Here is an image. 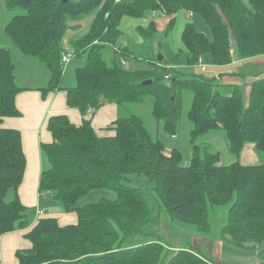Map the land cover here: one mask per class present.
Wrapping results in <instances>:
<instances>
[{
    "label": "trees",
    "instance_id": "16d2710c",
    "mask_svg": "<svg viewBox=\"0 0 264 264\" xmlns=\"http://www.w3.org/2000/svg\"><path fill=\"white\" fill-rule=\"evenodd\" d=\"M8 10L23 9L5 24L4 34L23 56L41 64L48 72L43 93L62 90L65 103L82 115L76 124L63 113L50 114L45 129L50 140L40 143V196L60 202L64 211L74 212L76 222L60 224L56 217L37 214L30 226L27 209L18 195L26 158L18 129L4 127L3 119L18 117L16 95L29 89L17 83L16 63L8 49L0 47V236L23 230L29 246L15 250V264H214L193 246L171 250L156 239L122 247L130 236L147 235L162 211L170 221L192 226L201 235L211 232L210 209L229 204L220 234L237 248L257 246L264 240V163H220L218 152L196 145L204 133L222 130L228 151L238 156L247 142L264 156V74H252L247 104L237 84L223 94L202 76H172L154 55L135 58L146 67L128 70L103 55L107 45L115 52L132 56L128 44L119 39L123 17L143 18L178 10L200 15L212 38L187 22L181 32L187 66L201 63L205 53L214 65H228L234 54L240 59L264 55V0H5ZM93 12L87 32L72 42L73 56L84 63L74 70V85L63 87L61 57L68 19ZM137 34L150 39L157 32L150 20L137 25ZM29 61V60H28ZM170 80V84L165 82ZM150 80L149 84H142ZM190 89L192 101L187 116L191 123V155L183 161L178 148L152 136L143 119L135 114L116 117L95 129L87 111L104 103L121 105L153 97L151 112L162 129L174 137L182 108V90ZM144 177L153 184L159 205L154 207L141 187L125 182L126 175ZM115 193L81 207L79 197L94 189ZM9 191L14 197L7 199ZM226 236L228 238H226Z\"/></svg>",
    "mask_w": 264,
    "mask_h": 264
},
{
    "label": "rangeland",
    "instance_id": "374dc122",
    "mask_svg": "<svg viewBox=\"0 0 264 264\" xmlns=\"http://www.w3.org/2000/svg\"><path fill=\"white\" fill-rule=\"evenodd\" d=\"M23 9L8 10L5 6V0H0V47L8 49L16 63L15 75L17 83L21 86L42 88L46 85L48 79L47 70L33 59L23 56L16 50L13 43L4 34V26L10 17L14 14L23 13ZM93 18V12L84 14L77 18L68 19V28L64 33L62 45L65 52H73L72 42L77 38L84 35L89 29V25ZM171 16L162 12H156L154 15L147 14L143 18L124 17L120 23L123 30L120 42L125 41L130 46L133 55L122 56L123 59L116 54L115 49L111 45H107L103 50V55L108 63L113 60L120 62L124 68L134 70L137 68L146 67V63L138 57L139 55H154L162 57V64L169 68L172 76L178 78L190 77H204L212 79L215 88L223 94H229V87L223 85L224 82L237 84L243 97L244 105L247 104L248 98V82L245 75H227L229 79L223 81L215 77L217 72L224 73V70L237 69L238 63H233L232 66L225 67L224 65L217 66L211 61L210 55L205 53L201 58V63L195 66H187L186 50L181 41V32L187 22H191L194 28L203 33L207 38H212V32L206 21L198 14H190L185 10H178L173 15V21L170 22ZM153 20L156 24L157 32L150 39H142L136 32V25H147ZM233 56V60L237 59ZM30 61V67L25 68L26 62ZM84 63L83 58L72 57L69 61V67L65 71L62 86L69 87L74 85V70ZM204 69H202V66ZM238 73V72H237ZM211 75V76H210ZM231 79V80H230ZM167 84L170 80L165 79ZM182 108L178 121L177 133L171 137L162 129V123L157 122L151 112V105L153 97L147 95L140 102L124 103L116 106V116H127L135 114L140 116L147 129L153 137L158 138L165 144L166 152L172 148H178L183 157V161L187 162L191 155V143L189 141V133L191 130V123L188 119L187 113L192 101V92L190 89L182 90ZM196 145L205 146L212 152H218L220 155V163L228 164L232 161H239L247 165H256L264 163V156L252 143L247 142L244 144L238 156L233 155L228 151L227 141L222 130L216 132H208L199 136L194 142ZM46 165V161L41 158V166ZM35 164L29 162L28 169L34 172ZM125 182L132 186L141 187L146 193L148 199L154 207L159 203L153 194V184L147 181L144 177H139L133 174H127ZM14 197V192L9 191L7 199ZM115 193L107 189H94L87 194L82 195L76 202L77 207L84 206L96 202L101 198L113 199ZM41 198V199H40ZM40 199L39 208H44L47 215L55 216L63 214H75L73 212L64 211L60 202L55 199H48L47 197L38 194ZM229 204L222 206H214L210 209L209 221L211 224V232L208 235H201L195 231L192 226L181 223L179 221H170L165 213L162 211L157 223H154L146 230L147 235L130 236L122 241V247H132L139 244L147 243L156 239H160L171 246V250L166 256L164 263L168 261L174 249L181 246H193L195 250L210 259L214 264H264V240L254 249L242 250L231 245L227 240L221 237L220 230L225 223L227 209ZM28 219L31 220L37 211L35 206H27ZM55 214V215H54ZM75 216V215H74ZM58 220V218H57ZM76 221L73 220L72 222ZM226 238H228L226 236ZM221 242L220 251L218 250L219 243ZM220 252V253H219ZM1 253V252H0ZM13 255L12 252H10ZM1 264V262H0Z\"/></svg>",
    "mask_w": 264,
    "mask_h": 264
},
{
    "label": "crops",
    "instance_id": "0c3cea01",
    "mask_svg": "<svg viewBox=\"0 0 264 264\" xmlns=\"http://www.w3.org/2000/svg\"><path fill=\"white\" fill-rule=\"evenodd\" d=\"M120 29H121V25H120ZM29 63L30 61L26 62L25 68L30 67ZM233 63H238L239 67L237 69L227 68L224 70V73L217 72V75L215 77H217L218 79H222L223 81H226L227 79H229L227 76L228 74L229 76L233 74L235 75L247 74L243 78H246L249 86V82L251 80L252 74H256V73L264 74V55L249 59H243V60L237 58L235 60H232L230 64L224 66L229 67L232 66ZM68 67L69 64L64 69L63 71L64 74L65 71H67ZM202 69H204L203 66ZM224 84L226 83L224 82ZM27 87L29 89H26L18 93L15 99L16 107L20 111L21 115L18 117L4 118L2 125L4 127L18 129L22 137V148L26 158V166H25L23 180L18 188L19 198L24 205L26 206L34 205L35 208H37V210H40L41 208L38 207V204H40V199H41L40 198L38 200V194H39L38 179L41 169L40 143L50 140V136L45 129L46 119L50 114L63 113L68 116L70 121L78 124L82 120V115L77 108H70L66 105L64 91L55 90V91H47L46 93H43L42 90L44 89L45 86H43L42 88L29 87V86ZM87 116L91 119L92 126L95 129L102 128L108 125L117 117L116 105L112 103H104L97 110H92V109L88 110ZM29 162L30 163L33 162V164H35L34 172L28 169ZM42 210H44V208H42ZM43 212H45V210ZM37 213L38 212H35V215L29 221V223L31 224L30 226L35 224ZM42 213H40V215ZM74 215L70 213L68 214L65 213L61 216L59 214L58 215L56 214L55 216H57L58 222L60 224H71L76 222V221L72 222L73 220L76 219V214ZM218 243H219L218 250L220 251L221 242ZM28 246H29V242L24 237L23 230H16L2 234L0 236L1 264H15L16 263V258L14 255L15 250L19 248H25ZM255 247L256 246L252 247L251 244H246L244 248H239V249L248 250L249 248L254 249ZM10 252H12L13 255H11Z\"/></svg>",
    "mask_w": 264,
    "mask_h": 264
},
{
    "label": "built area",
    "instance_id": "2783aa9c",
    "mask_svg": "<svg viewBox=\"0 0 264 264\" xmlns=\"http://www.w3.org/2000/svg\"><path fill=\"white\" fill-rule=\"evenodd\" d=\"M152 15H154V13H152ZM123 44H125V42H123ZM73 57V53L72 52H65L62 57H61V64L63 66V71L64 69L67 67L70 59ZM44 210L40 209V210H37L36 212H38L37 214H40L42 213Z\"/></svg>",
    "mask_w": 264,
    "mask_h": 264
},
{
    "label": "water",
    "instance_id": "95a60500",
    "mask_svg": "<svg viewBox=\"0 0 264 264\" xmlns=\"http://www.w3.org/2000/svg\"><path fill=\"white\" fill-rule=\"evenodd\" d=\"M157 60L158 61H161L162 60V57L161 56H158L157 57ZM151 81L150 80H146V81H143L142 84H149Z\"/></svg>",
    "mask_w": 264,
    "mask_h": 264
},
{
    "label": "bare ground",
    "instance_id": "6f19581e",
    "mask_svg": "<svg viewBox=\"0 0 264 264\" xmlns=\"http://www.w3.org/2000/svg\"><path fill=\"white\" fill-rule=\"evenodd\" d=\"M113 47H115V46H113ZM72 52V51H71ZM74 57V56H73ZM37 215V214H36Z\"/></svg>",
    "mask_w": 264,
    "mask_h": 264
}]
</instances>
